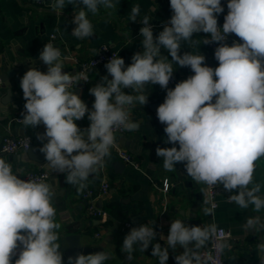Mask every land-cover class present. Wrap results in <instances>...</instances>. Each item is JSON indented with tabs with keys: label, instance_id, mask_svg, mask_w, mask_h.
Wrapping results in <instances>:
<instances>
[{
	"label": "clouds",
	"instance_id": "9594fccd",
	"mask_svg": "<svg viewBox=\"0 0 264 264\" xmlns=\"http://www.w3.org/2000/svg\"><path fill=\"white\" fill-rule=\"evenodd\" d=\"M69 4L79 9L72 21L76 25L72 35L81 40L94 35L89 14L95 16L101 6L117 8L114 0H54L51 7L62 13ZM170 8L173 14L155 39L151 17L142 18L144 51L135 53L130 65L125 67L119 55L105 64L108 75L89 89L95 98L91 111L70 90L81 81L87 82L88 75L63 72L60 49L45 44L39 59L48 66L47 72L32 67L20 81L26 101L21 122L25 127L45 126V132L37 135L44 166L65 174V183L83 190L85 181L102 169L110 156L116 143L114 130L137 128L130 119V109L147 103L145 86L159 85L167 93L157 108V118L165 125L166 143L174 145L157 147L163 167L172 171L182 163L196 183L206 185L209 191L222 185L232 193L230 203L242 209L253 206L254 213L259 214L264 211V186L254 183L253 175L256 162L264 158V0H228L222 28L217 22V15L224 11L221 0H170ZM139 13L140 6L134 5L130 21H137ZM200 32L209 38L193 39V34ZM229 34H235L242 43L234 41L229 46L225 43ZM182 42L191 46L218 43L214 52L218 67L206 66L205 56L199 53L181 55ZM161 47L171 60L161 55ZM174 64L189 67L194 75L168 89ZM124 89L135 95L126 94ZM86 113L90 125L84 130L85 138L75 121ZM55 195L52 184L22 179L10 162L0 158V264H12L18 248L14 264H64L57 231L61 225L55 220L57 210L53 206ZM214 208L212 204L203 211L209 215ZM242 227L253 233L264 232V217H246ZM218 231L215 223L202 227L174 220L166 244L173 251L177 246L183 248L175 256L176 264H211L213 257L202 255L200 249L213 239L217 252L231 248L227 241L217 239ZM155 235L147 225L135 227L125 235L122 250L131 256L134 246L146 251L151 245V255L158 257L159 264H166L168 248L158 242L152 244ZM256 250L260 264H264V242ZM107 259L105 252L78 253L69 256L67 264H104Z\"/></svg>",
	"mask_w": 264,
	"mask_h": 264
},
{
	"label": "crops",
	"instance_id": "0c3cea01",
	"mask_svg": "<svg viewBox=\"0 0 264 264\" xmlns=\"http://www.w3.org/2000/svg\"><path fill=\"white\" fill-rule=\"evenodd\" d=\"M53 3L54 0H49L47 5L40 7L34 0H0V76L6 72L12 74L9 82L13 94L12 102L3 106L1 100L7 96V89L0 90V158L10 162L13 172L19 174L20 178L29 171L49 174L46 183L52 184L56 193L53 206L57 210L55 220L61 225L57 231L64 264H67L69 257L67 238L71 235L80 236L83 248L103 246L104 252L109 256L104 264H159L158 257L151 255V245L146 251H140L139 246H134L135 250L131 256L122 250L125 235L140 225H147L155 231L152 244L158 242L162 247L168 248L169 259L166 264H176L175 256L182 253L183 248L177 246L173 251L166 244L170 224L174 220H181L189 226L202 227L215 223L217 227L227 229L230 233L227 242L231 248L223 252L224 260L230 264H260L256 246L262 242L260 236L264 232L245 231L242 226L246 217L252 215L264 217V211L257 214L254 213L253 206L242 209L237 204L230 203L228 197L232 193L225 191L222 185H217L221 190L216 198L217 207L212 214L205 215L203 209L211 207L207 186L196 183L188 176L182 163L176 164L172 171L166 170L163 167V158L156 155L157 147L174 146L166 143L165 125L157 118V108L164 102L167 93V90L159 85L145 86L148 92L147 103L143 106L136 104L130 109V119L137 124V128L115 134L116 143L110 149V156L105 158L104 167L85 181L87 187L83 190H78V185L65 183V174L27 163L26 151H19L13 155L2 152V144L7 137L28 136L33 144L39 141L37 135L45 132L43 124L36 128L25 127L17 123L16 118L26 103L20 87L23 75L32 67L47 72L48 66L40 61L39 53L50 35H56V47L64 56L61 58L63 72L76 74L79 64L92 58L102 45H109L117 51L127 67L135 53L144 51L143 37L140 35V29L143 27L140 23L142 18L145 15L151 17L155 39L173 14L170 0H114L117 4L115 10L101 6L95 16L89 14L94 26V35L81 40L72 35L76 27L72 21L75 11L79 9L69 4L61 13L51 7ZM227 3L228 0H221L224 11L217 15L220 28L229 11ZM134 5L140 6V13L135 22L129 19ZM228 37L229 46H232L234 41L242 43L235 34H229ZM206 38H209V34L203 32L193 34V39L198 41ZM160 51L161 55L171 60L166 49L161 47ZM185 52L199 53L205 56L206 66L218 67L219 62L208 44L191 46L182 42L180 54L183 55ZM173 67L176 83L194 75L189 67L181 68L175 64ZM106 75L108 73L105 65H102L92 71L88 83L70 89L80 96L89 111L92 110L95 100L89 89L100 83ZM173 88L168 86V89ZM124 91L126 94L131 93L130 89ZM75 123L86 138L84 130L90 125L87 113L83 119ZM175 146L178 148V144ZM120 150L130 154L138 166L133 167L123 162L118 154ZM260 162H263V165L256 167L253 182L264 186V159ZM105 181L109 183L111 189L108 193L99 195L101 184ZM165 181L169 184L167 191L164 190ZM261 194L264 195V187ZM206 200L208 203H205ZM91 206L102 211L103 216L90 214ZM19 251L18 248L12 264L18 258Z\"/></svg>",
	"mask_w": 264,
	"mask_h": 264
},
{
	"label": "built area",
	"instance_id": "2783aa9c",
	"mask_svg": "<svg viewBox=\"0 0 264 264\" xmlns=\"http://www.w3.org/2000/svg\"><path fill=\"white\" fill-rule=\"evenodd\" d=\"M35 4L37 6H45L47 5V3L49 2V0H34ZM151 27H154V24L150 22ZM55 40H56V35H50L47 39V43H52L55 47ZM229 37H227L225 43H227L229 41ZM209 48L212 51V54L214 56V52L215 49L219 46L218 43H210L208 44ZM112 56H118V52L115 51L113 48H111L109 45H102L100 46L97 51L96 54L90 58L87 61H84L82 63L79 64L78 70L76 73H80V72H84L88 75V81L84 82L81 81L78 83L79 84H85L88 83L90 81V75L92 73L93 70L97 69L98 67L105 65ZM61 58H64L62 52H61ZM176 79L173 75V77L170 79L168 86L169 87H175L176 85ZM3 86V82L0 78V90L2 89ZM73 88H75V86H73ZM24 111V109L20 112V115L16 118V122L19 124H22L21 119V113ZM124 129H117L114 130V135L115 134H122L124 133ZM32 144V140L30 137L26 136V137H7L4 139L3 144H2V152H4L5 154L8 155H13L16 154L19 151H27L29 149V147ZM119 157L120 159L125 162L126 164H129L133 167H137L138 163L134 160V158L128 154L125 151L120 150L119 151ZM22 179H36L38 181H43L46 182L49 178V174L46 172H37V171H29L27 173H25L22 177ZM169 188V184L168 181H165L164 183V190L167 191ZM111 187L109 185L108 182H102L100 190H99V195H103L106 194L110 191ZM221 193V190L218 186H215L211 191L208 190V197H209V201L210 204H214L215 208L217 207V203H216V198L217 196H219V194ZM89 213L94 215V216H103V212L100 210H97L94 206H91L89 208ZM219 231L217 233V239L219 240H225L227 241L230 237V233L227 229L222 228V227H218ZM264 238V236H263ZM216 243V239H213L212 241H210L208 243V245L205 248L200 249V252L202 255H211L213 257V261L211 262V264H230L228 262H226L223 258V253H219L215 250L214 245Z\"/></svg>",
	"mask_w": 264,
	"mask_h": 264
},
{
	"label": "water",
	"instance_id": "95a60500",
	"mask_svg": "<svg viewBox=\"0 0 264 264\" xmlns=\"http://www.w3.org/2000/svg\"><path fill=\"white\" fill-rule=\"evenodd\" d=\"M11 75L12 74L10 72H8V73L6 72L5 74H2V76H0V78L3 82L2 88L7 89V96L1 100V104L3 106L9 105L13 100V94H12V90H11L10 82H9ZM41 146H42V143L39 141H36L29 147V149L26 151V162L33 164V165H38V166L43 167V168H46L44 166V164H46L44 154H42L39 151V148ZM263 159L264 158H261L260 160H263ZM260 160H258L256 162V167L263 165V162H260ZM121 167H118V168L121 169ZM263 236H264V233L261 234V236H260V240H262V242H264ZM80 239L81 238L79 235L68 236V238H67V242L69 244L68 256L74 257L78 253L88 255V254H94L97 252H104L103 246H99V247L91 248V249L83 248V246L81 245Z\"/></svg>",
	"mask_w": 264,
	"mask_h": 264
}]
</instances>
